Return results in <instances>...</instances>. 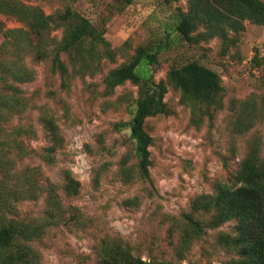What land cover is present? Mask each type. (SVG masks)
I'll return each mask as SVG.
<instances>
[{
	"label": "rangeland",
	"instance_id": "rangeland-1",
	"mask_svg": "<svg viewBox=\"0 0 264 264\" xmlns=\"http://www.w3.org/2000/svg\"><path fill=\"white\" fill-rule=\"evenodd\" d=\"M22 1L48 15L71 5L104 33L116 53L114 61H101L94 77H76L71 71L69 87L62 86L51 59L28 55L24 64L35 76L30 82L14 83L29 107L13 126L34 130L28 145L38 153L25 163L40 167L55 184H62L67 174L80 182L79 193L65 198L68 209L78 210L80 223L51 227L41 242L33 244L41 264H102L99 247L106 237L121 239L145 261L225 264L235 258V252L218 242L220 233L235 232V221L188 242L183 234L194 199L214 194L221 184L233 186L251 148L258 147L264 159V25L245 21L241 32L230 33V43L214 37L196 45L179 41L166 48L176 35L167 32L166 26L176 22L179 8L188 10L187 0L172 4L160 0ZM0 27L2 51L4 32L24 26L0 14ZM52 37L60 40L62 30L54 29ZM147 44L156 50L164 44L150 65L156 81L166 80L171 67L197 60L217 72L225 87L224 107L206 114L182 104L180 92L170 86L165 101L173 113L150 117L145 123L153 137L149 180L138 177L135 141L125 126L132 118L138 89L127 82L108 95L103 83L112 68L128 62L137 47ZM245 102L255 105L256 115L251 128L241 131L235 119ZM43 111L54 117L61 137L51 163L43 159L54 145L40 121ZM125 169L131 172L129 178ZM46 199L43 193L36 200L17 202L16 218L41 220ZM202 215L197 217L209 219Z\"/></svg>",
	"mask_w": 264,
	"mask_h": 264
},
{
	"label": "trees",
	"instance_id": "trees-1",
	"mask_svg": "<svg viewBox=\"0 0 264 264\" xmlns=\"http://www.w3.org/2000/svg\"><path fill=\"white\" fill-rule=\"evenodd\" d=\"M160 1L172 4L180 0ZM187 3L188 10L183 12L179 8L176 22L166 26L167 32L176 34L173 45L166 48L179 41L196 45L214 37L230 43L233 40L230 33L241 32L245 21L264 25L262 0H187ZM0 14L16 18L24 26L4 32L6 39L0 51V264H41L40 253L33 244L41 242L51 227L80 223L78 210L65 206L66 197L79 193L80 182L67 174L62 184H55L43 176L40 167L25 163L38 153L28 145L34 130L13 126L16 118L26 116L29 107L23 91L15 84L30 82L35 76L24 64L28 55L36 60L51 59L52 70L61 76L62 86L69 87L72 73L76 77H94L101 61H114L116 53L104 33L71 5L48 15L42 8L28 6L22 0H0ZM54 29L62 30L60 40L52 37ZM200 29L203 31L199 32ZM161 46L157 50L151 44L137 47L128 62L112 68L103 79L108 95L127 82L138 89L132 118L125 126L135 141L138 177L145 180L151 179L153 144L145 123L150 117L173 113L165 101L170 86L180 92L182 104L193 112L211 114L212 109L224 107L221 76L197 60L171 67L166 80L156 81L150 65L157 60ZM238 110L235 121L239 129L249 130L254 124L255 105L245 102ZM40 121L54 141L45 158L40 159L51 163L54 158L51 153L61 138L59 127L47 111H43ZM124 175L130 177L129 169L124 170ZM43 193H47V199L41 220L16 218L17 202L36 200ZM193 201L192 215L186 217L185 242L235 221L234 233L218 236L219 244L236 254L225 264H264V159L258 147L251 148L240 163L233 186L221 184L214 194ZM199 214H207L209 219L202 220L197 217ZM99 255L102 264H177L145 261L115 237L102 240Z\"/></svg>",
	"mask_w": 264,
	"mask_h": 264
}]
</instances>
